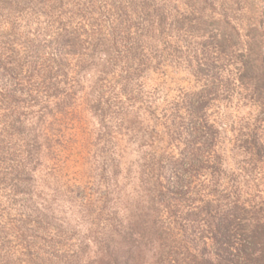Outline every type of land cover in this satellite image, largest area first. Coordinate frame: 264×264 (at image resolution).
<instances>
[{
	"label": "rangeland",
	"instance_id": "374dc122",
	"mask_svg": "<svg viewBox=\"0 0 264 264\" xmlns=\"http://www.w3.org/2000/svg\"><path fill=\"white\" fill-rule=\"evenodd\" d=\"M250 51L264 0H0V264H147L148 214L261 201Z\"/></svg>",
	"mask_w": 264,
	"mask_h": 264
},
{
	"label": "trees",
	"instance_id": "16d2710c",
	"mask_svg": "<svg viewBox=\"0 0 264 264\" xmlns=\"http://www.w3.org/2000/svg\"><path fill=\"white\" fill-rule=\"evenodd\" d=\"M222 41L228 42L225 35ZM241 70L242 81L260 73L262 79L253 81L260 91L264 52L250 51ZM249 150L264 164V144L255 140ZM260 200H247L236 190L227 194L213 190L207 200L190 209L148 214L144 224L149 221L153 226L142 238L154 243L155 252L147 264H264V198ZM128 257L134 256H118L113 264H128Z\"/></svg>",
	"mask_w": 264,
	"mask_h": 264
}]
</instances>
